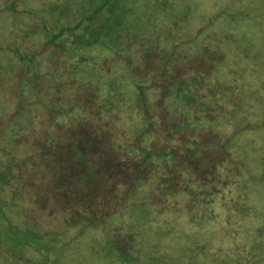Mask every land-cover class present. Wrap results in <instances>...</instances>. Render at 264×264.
Masks as SVG:
<instances>
[{"label": "rangeland", "instance_id": "1", "mask_svg": "<svg viewBox=\"0 0 264 264\" xmlns=\"http://www.w3.org/2000/svg\"><path fill=\"white\" fill-rule=\"evenodd\" d=\"M104 1L0 0V165L33 150L36 134L51 124L48 116L67 117L70 106H82L67 103L72 93L108 85L114 78L108 69L119 65V40L125 39L123 48L129 38L168 32L184 39L181 55L205 57L207 49L225 54L215 63L225 94L214 98L224 111L216 123L210 118L205 124L234 141L230 150L241 166L229 176L242 181L241 194L205 205L202 195L192 202L185 192L173 199L166 187L159 194L143 186L105 223L66 228L20 201L25 179L0 176L13 179L16 188L5 194L0 187V264H264V0H111L103 14L85 21ZM124 54L138 63L136 47ZM126 60L123 70L129 69ZM134 79L149 80L134 74L114 82L134 89ZM148 133L146 140L154 135ZM17 138L24 144L17 146ZM212 210L216 219L202 218Z\"/></svg>", "mask_w": 264, "mask_h": 264}, {"label": "trees", "instance_id": "2", "mask_svg": "<svg viewBox=\"0 0 264 264\" xmlns=\"http://www.w3.org/2000/svg\"><path fill=\"white\" fill-rule=\"evenodd\" d=\"M108 1L86 15L85 21L103 14L112 2ZM124 41H118L120 49L115 55L119 65L117 70L108 69L114 76L108 85L100 90L86 89L83 94L72 93L67 103H81L82 106L75 104L79 111L71 109L72 105L67 117L51 120L48 116L52 127L47 123L36 134L31 143L33 150L23 156L13 155L12 163L0 165V176L18 174L26 180L20 201L28 209L40 208L38 217L43 212L62 227L105 223L119 210L129 207L132 195L140 193L143 186L148 192L159 194L166 187L167 195L173 199L185 192L193 198L192 202L203 198L205 205L224 203L230 198L227 195L241 194L242 181L236 182L229 176L238 171L236 164L241 166L230 150L234 141L232 144L230 135L205 124L210 118L216 123V116L224 111L214 98L225 94L224 84L215 77L220 72L215 63L224 61L225 54L207 49L203 52L205 57L181 55L178 51L184 48V39L176 40L168 32L157 39L129 38L122 48ZM85 45L94 50V42ZM129 47H136L137 64L132 57L123 55ZM123 57L129 59L128 70L121 69ZM134 74L149 80H132L134 89L114 82L117 77ZM146 88L150 89L148 96ZM85 113V118H74ZM129 122H137V130L131 129ZM148 132L154 135L146 140ZM23 144L22 138L16 139L17 146ZM226 159L229 165L224 164ZM220 171L227 176L220 175ZM192 183L198 185L197 189ZM14 184L11 178H1V192L13 193ZM154 201L166 203L159 197ZM215 212L212 210L211 216L203 212L202 218L216 219ZM120 243L115 241L118 246Z\"/></svg>", "mask_w": 264, "mask_h": 264}]
</instances>
